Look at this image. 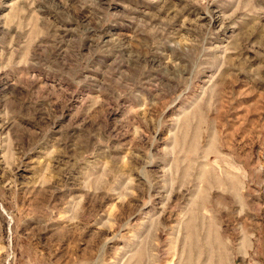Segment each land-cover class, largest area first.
<instances>
[{"label": "rangeland", "instance_id": "obj_1", "mask_svg": "<svg viewBox=\"0 0 264 264\" xmlns=\"http://www.w3.org/2000/svg\"><path fill=\"white\" fill-rule=\"evenodd\" d=\"M0 264H264V0H0Z\"/></svg>", "mask_w": 264, "mask_h": 264}]
</instances>
